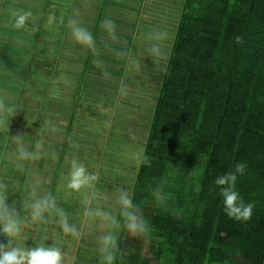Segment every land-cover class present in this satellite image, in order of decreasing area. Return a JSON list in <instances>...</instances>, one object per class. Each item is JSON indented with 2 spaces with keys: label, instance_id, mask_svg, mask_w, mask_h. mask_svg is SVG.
I'll return each instance as SVG.
<instances>
[{
  "label": "trees",
  "instance_id": "1",
  "mask_svg": "<svg viewBox=\"0 0 264 264\" xmlns=\"http://www.w3.org/2000/svg\"><path fill=\"white\" fill-rule=\"evenodd\" d=\"M166 67L131 183L150 231L116 233L114 264H264V0H184ZM236 163L247 221L214 183Z\"/></svg>",
  "mask_w": 264,
  "mask_h": 264
},
{
  "label": "rangeland",
  "instance_id": "2",
  "mask_svg": "<svg viewBox=\"0 0 264 264\" xmlns=\"http://www.w3.org/2000/svg\"><path fill=\"white\" fill-rule=\"evenodd\" d=\"M68 1L71 4L75 0ZM98 1L100 3L97 2L95 4V10H97L98 13L109 15L112 8L110 3L112 2L110 0H107L108 2H106V0ZM112 1L116 2V0ZM119 1L121 3L122 1L124 3L128 2L127 0H118V2ZM147 1V5L150 9L146 12L147 20L151 21L152 23L154 22L157 25L154 27V29L167 31L169 34V39L164 42V52L166 53V56L165 58L152 56L148 51L150 42L147 43L148 45L146 50L140 51L141 54L138 52L136 44L128 48V51L125 53L127 75H123L124 80H120L121 82L119 85L118 83H115L119 89L116 88L118 90H114V93H111V95L107 97L108 100H101V102L103 101L109 104L110 107L112 105L119 106L120 109L118 110V108H115L114 111L116 113L113 116L110 115L111 112L106 114L104 112L106 109H101L102 107H100L99 112L96 106L92 107L90 101L89 103L88 101H85V103L90 105H85L88 108L84 107L86 109L84 114L88 113L90 116L71 117L73 121V128L72 130L66 132H59L60 129L56 130L60 123L58 122V117L54 116L55 121L57 122L55 128L56 131L54 130L55 133L49 132L53 138L46 139L44 137L45 135L49 136V133L39 130L41 124L39 123L40 119L44 121L46 119L44 116L43 107H45V105L47 106V104L51 102V94L58 95L57 91L52 92L50 90L53 86L51 85L52 79L57 78L60 75V72L56 67V62L58 60H56V58H52V56H54L53 54H56L58 57L62 58V49L64 48V46H62V41H64L63 38H57L54 41H49L48 43L46 40L45 44L39 47V51H43L44 55H49L47 57L52 58L50 62H47L46 59H42L45 65L40 60L36 59L38 57L35 56V58L33 56L36 54L35 52L37 50V46L35 45L32 51L30 50L31 55L29 57L30 59L28 60L30 62L28 68L32 67L30 72L37 73L39 76L37 77V83H35V89L30 92H35L34 95H38L41 98L42 102L39 103V105H41V109L38 108V101H35L33 98H31V100L29 99V105L36 109L33 112L38 113V115H31V117L26 116L25 119L28 118L30 120L32 118L33 120L32 124L30 125V132L19 131L16 135H22L21 138L23 143H27L30 140L32 145L34 144L33 146H35L36 142L39 141L42 143L43 148L39 150L40 155L36 160L20 161L25 166L23 171L12 169L8 174L10 164L7 163L8 158L5 155L10 154L8 147L10 148L12 143H15L13 139V136H16L15 132H13L14 128H17L19 125H23L18 123L19 121L16 122L18 119H16L17 117L15 116L18 115L19 111L25 106L19 107L20 110L18 112L16 110V113L13 117H8L9 128L0 127V181H3L8 186V203L16 206L18 209L21 207L28 191H30V189L24 185V182H28V180L26 179L27 181H24L23 178L29 177L32 178V180H29L30 182L27 183L29 187L34 181H41L39 189L40 194L51 193L55 198L56 206L62 208L67 213L70 224H75L79 231H81V229H83L85 226L88 227L89 231L86 229V232L82 235V237L86 238V240L84 239L85 243H83L81 246L80 251L76 253V249V251L74 250L72 252L71 243L74 242V240L79 243L80 239L64 234L58 224L59 218L53 213H46V222L42 221L36 224L31 223L25 225V231L20 238V241L26 247H33L37 244H40L39 237L43 235L44 229L47 230L48 228L49 230L46 232L49 231L48 233L50 235L53 234L51 236L53 241L50 239V243H53L55 239L69 242L71 251H69L67 255L66 245L64 244V247H60L62 252L66 255L65 261L67 264H99V237L106 232L112 231V228L109 225L103 223L99 218H81L79 215L85 213V209L88 207H92L93 209L99 207L105 211L112 212L113 215L117 217V219L121 220L122 224V219L119 216V206L116 204L117 190H127L131 196V183L132 180L137 177L139 165L145 152L142 138L146 134V128L148 127L154 112L156 99L160 92L161 81L167 69L166 66L171 54L184 0ZM47 3H49V0ZM87 6L90 7L91 5L88 3ZM19 8L20 12H28L27 9H24L21 6H19ZM38 12L39 14L41 12L43 13V16H46V12H44L43 9ZM1 16L2 15L0 14V17ZM6 16H8V14L5 12V17L0 18V26L1 23H3L2 29L6 27L5 25L7 22L9 24L7 27L9 28V32L6 33L7 38L5 37L2 41H0V44H2L4 47V49L3 47H0V61L3 63H0V75L10 77L12 80L16 76L18 81L13 80L12 86L17 88L20 84H24L23 87L28 88L30 86L28 80L25 79L23 83L24 78L22 77L24 76V72L28 73L29 69H21L17 66V58L19 57V54L16 52L17 50L15 51V49L19 48L18 46L20 45L18 40V38H20L19 34L22 35L21 31L25 27L21 28L22 30H18L13 26L15 19H7ZM98 23L101 22L98 21ZM26 25H28L27 22ZM143 25L145 24H142L141 26ZM35 27L36 24H34V28ZM44 29L48 28L41 23L39 30ZM51 30L49 31L59 33V35H61L60 32L64 31H59V28H51ZM90 33L92 32L90 31ZM27 35L31 38H34L33 34L27 33ZM33 44H35V42H32V40H27V43L25 42V47L30 48L33 46ZM28 56L29 55L27 54L26 57L28 58ZM130 60L133 66L132 68L131 66H128ZM38 64L40 66H38ZM43 65L47 69L42 67ZM135 65H138L139 68L144 67L142 72L134 70L136 68ZM35 67L39 68L38 72L36 71ZM40 68L46 70V74L48 75V77H46L47 79H44V77L40 75V72L43 71ZM113 70L118 74H121L122 70L124 69L119 70L117 67H114ZM133 72L134 75H132ZM130 73L131 75L129 76ZM140 73L142 75H140ZM85 76L88 77L87 73ZM85 76L84 74L82 75V77ZM136 79L138 81H142V84H140L138 81V83L134 82L136 86H139L135 88L137 89L136 91L132 92V97H130L131 99L130 101L128 100V103L125 107L128 112L130 109L132 110L130 112V116L128 117V115H125L124 113H122V116H120V112H123V106L121 103L129 97V93L127 92L126 95L124 90L130 80L133 82ZM5 81L9 82L10 80L6 79ZM74 88L75 87L72 89ZM76 90L77 91L74 92L69 101V103L74 107L76 106V103H78V97H83L86 100V92H89L87 83L85 84V82H80V84L76 87ZM9 96L10 97H8V99L5 98V100H7L6 102H8L7 104L12 105L14 103L13 106L15 109L17 106H20L22 103L21 96L16 101L14 100L15 96ZM61 102H64V105L66 104V100ZM62 109L63 108H61V110ZM29 111L31 112L30 109ZM21 119L23 118L21 117ZM109 121L112 122L111 125H109ZM14 147H17V144ZM53 153L56 154V158H53ZM72 159L79 160L86 166L89 173H93L98 176V180L94 183V187L82 188L78 192L67 188L68 173L70 171V162ZM2 161H4L5 166L3 172L1 171ZM24 162L28 163V165L26 166ZM41 172H44V179H35L34 176L36 173L39 177V173ZM144 213L145 210L139 211V214L142 216ZM21 214L26 216L27 212L21 209ZM50 224H53V228H50ZM35 225H38V227ZM35 235H37V237L34 240ZM50 235H48V237H50ZM41 238H43V236ZM0 242H7V238L2 234H0ZM78 245L77 247H79ZM144 250V252L148 253V246H145ZM70 252L72 254L71 256L68 255ZM92 254H97V256H99V260L96 261L97 263L93 261L96 260V256H92ZM91 256L92 258H90Z\"/></svg>",
  "mask_w": 264,
  "mask_h": 264
},
{
  "label": "crops",
  "instance_id": "3",
  "mask_svg": "<svg viewBox=\"0 0 264 264\" xmlns=\"http://www.w3.org/2000/svg\"><path fill=\"white\" fill-rule=\"evenodd\" d=\"M47 1L48 0H0V3H1L0 14L2 15L0 18H4L5 12H6L8 14V16H6L7 19H15V17L13 16V13L20 12L19 6L23 7L24 9H27L28 12L31 13V16L26 21L28 25L25 24L24 26L25 28L23 29L24 31L21 29L22 35L19 34L21 39L17 37L19 40V44H20L18 46L19 48L15 49V51L17 50L16 52L19 54V57L17 58L18 59L17 66L21 69H24V68L26 70L29 69L28 73L24 72V76L22 78H24L23 83L26 79L28 80L30 86L28 88H25L23 87L24 84H20L19 87L16 88L12 86L13 80L18 81L16 76L12 80L10 77L0 75V98H3L5 103L7 104L8 102H6L7 100H5V98L8 99V97H10L9 95L15 96L14 97L15 101L19 99V97L21 96L22 103L20 104V106L16 107L17 112L20 110L19 107L25 106L19 111V114L15 116L17 117L16 119H18L16 122L19 121L18 123L23 124V125H19L17 128H14L13 132H15V135L19 131L30 132V129H31L30 125L32 124L33 120L32 118L30 120L28 118L25 119V117L26 116L31 117V115L34 116L35 114L38 115V113L33 112L36 109H34L33 106L29 105L28 101H30L31 98L35 99V101H38V106H39L38 108L41 109L40 107L41 105H39V103L42 102L41 98L38 95H34L35 92H30L35 89V86H36L35 83H37V79H38L37 77H39L37 73L30 72V69L32 67L28 68V65L30 63L28 60L30 59L29 57L31 55V51L34 49L35 45L37 46V50L35 52L36 54L33 56L38 57V58L36 57L35 58L40 60L43 64H44V61L42 59L44 60L46 59L47 62L48 61L50 62L52 58L54 59L56 58V60H58L56 62V67H57V70H59L60 72L59 77L52 79L51 85L53 86L50 89L52 92L57 91L58 95L51 94L50 95L51 102L49 99L50 103H48L47 106L45 105V107H43V112H44V116L46 119L45 121L40 119L39 123L41 124H40L39 130L44 131L45 133H49V132L55 133L54 130L56 128L57 122L55 121L54 116H56L58 117L57 119H58V122L60 123V125L56 128V130L60 129L59 132L60 131L66 132V131L72 130L73 128V121L71 117L90 116L88 115V113L84 114V111H86V109L84 108L86 107L85 105H90V104L85 103V101H88V103L90 101V103L92 104V107L96 106L99 112H100V107H102L101 109H104V110L106 109L104 112L106 114H108V112H111L110 115L112 116L116 113L114 111L115 108L116 109L118 108V110L120 109L119 106H116V105L115 106L112 105L111 106L112 108H111L109 104L103 101L101 102V100L102 99L104 101L108 100L107 97L110 96L111 93H114V90L119 89L115 83H118L119 85L120 82L124 80L123 75H127L126 74L127 63L125 59L126 58L125 53L128 51V48L136 44L139 53L142 50H146V47L148 45L147 43H149V41L146 39V34L150 32L151 30H153L155 26H157L154 22L152 23L146 18V14H147L146 12L150 10L149 6L147 5L148 3L147 0H127L128 2L126 3H124L122 0H121L122 3L120 1L118 2V0H116V2H113L112 0H110L112 2L110 3L112 8H111V13L109 15L98 13V11L95 10L94 7H95V4L99 2L98 0H75L71 4L68 0H49V3H47ZM106 2L108 1L106 0ZM88 3L89 5H91L90 7L87 6ZM42 9L44 10V12H46V16H43V13L41 12L39 14L38 11H41ZM108 19H111L115 24V36H116L115 40L112 39V34H110L102 26L103 22ZM50 20H51V23H49ZM72 21L78 22L81 27H84L89 32L90 31L92 32L91 34L93 35V38L95 41L94 49L86 47L76 42L73 39L72 34H71V22ZM98 21H100L101 23H98ZM41 23L44 26H46L48 29L39 30ZM2 24L3 23H1V26H0V41H2L5 37L7 38L6 33L9 32V28H7L9 26L8 22L5 25L6 27L3 29H2V26H3ZM34 24H36L35 28H34ZM142 24H145L143 25L144 27L141 26ZM51 28L52 29L59 28L60 29L59 31H62V30L64 31L60 32L61 35H59V33L51 32L52 31ZM177 28H178V25H177ZM176 32H177V29H176ZM27 33L33 34L34 38L29 37ZM57 38H60V39L63 38L64 40L62 41V46H64V48L62 49V58L58 57L56 54H53L54 56H52V58L51 57L48 58L47 56L49 55H44L43 51H39V47L43 46L46 40L48 43L49 41H54ZM27 40L28 41L32 40V42H35V44H33V46H31L30 48L28 47L26 48L25 42L27 43ZM0 47H3V45L0 44ZM27 54L29 55L28 58L26 57ZM0 63H2V61H0ZM44 65L42 67H45ZM38 66L40 65L38 64ZM113 66L117 67L119 70L121 69H124V70H122L121 74H118L117 72L113 70L114 68ZM128 66L129 67L131 66V68L133 67L131 60ZM135 66L136 68L134 70H137L138 72L139 71L142 72V69H144V67L139 68L138 65H135ZM35 69L38 72L39 68L35 67ZM45 69L47 68L45 67ZM41 70L43 71L40 72V75H42L44 79L48 77V75L46 74V70L44 69H41ZM86 73L88 77L85 76ZM105 73H107L106 76H105ZM83 74L85 77H82ZM130 75L131 73L129 74V76ZM132 75H134V72L132 73ZM140 75L142 74L140 73ZM6 79H9L10 81L9 82L5 81ZM137 81H138L137 79L134 80L133 82H131L130 80V82L127 84V87L124 90V93L126 95H127V92L129 93V97L124 102L121 103V105L123 106L122 107L123 112L122 111L120 112L121 114L120 116H122V113H124L125 115H128V117L130 116V112L132 110L130 109V111L128 112L125 107L128 103V100L130 101L131 99L130 97H132L131 96L132 92L136 91L137 89L135 88L139 86V85L136 86L134 83ZM80 82L81 83L85 82V84L87 83L89 92H86L87 93L86 100L83 97H78L79 98L78 103H76V106L74 107L72 104L69 103V101L71 97L73 96L74 92L77 91L76 87L80 84ZM138 82L142 84V81H138ZM73 87L75 88L72 89ZM65 100H66V104L64 105V102H61V101H65ZM13 104L11 106H13ZM61 108L63 109L61 110ZM29 109L31 110L32 113L29 111ZM21 117L23 119H21ZM111 124L112 122L109 121V125ZM50 133H49V136L45 135L44 137L46 139L53 138L50 135ZM29 142L23 143L24 146L30 151H35V146H33L34 144L32 145L30 140ZM15 145L16 143L13 142L12 145L10 146L11 149L8 147L10 154L5 155L8 158L7 163L10 164L9 169H8V174L11 172L12 169L17 170L15 168L16 163H21L20 161L17 162V159H16L17 147H14ZM25 164L26 166L28 165V163H25ZM4 167H5L4 161H2V166H1L2 172L4 171ZM43 173L44 172L39 173V177L36 173V175L34 176L35 179L43 180L45 176ZM26 179L28 180V182H24L25 183L24 185H26L28 189H30L27 183H29L30 182L29 180H32V178H29V177L23 178L24 181H27ZM88 208H92V207H88ZM79 216L81 218H89V217H85L84 213L80 214ZM32 224H36V223H32ZM35 226L38 227V225H35ZM50 228H53V224H50ZM86 229L87 231H89L87 226L81 229L80 233L81 232L82 233L79 237L80 239L79 243L76 242L75 240L74 242L71 243L72 252L76 249L77 250L76 253H78L83 243H85L84 239L86 240V238L82 237V235L86 232ZM47 230H49V228ZM47 230L44 229L43 235L39 237L40 244L43 243L45 246L53 244L58 247H64V244H65L66 245V255H67V253L71 251L69 242L60 241V239L58 240L55 239L53 243H50V239L53 241V239L51 238L53 234L50 235L48 233L49 231L46 232ZM48 235H50V237H48ZM42 236L43 238H41ZM36 237L37 235H35L34 240L36 239ZM75 242H76V245H75ZM77 245L79 247H77ZM66 255L64 254L63 264H67L65 261ZM68 255L71 256L72 255L71 252Z\"/></svg>",
  "mask_w": 264,
  "mask_h": 264
},
{
  "label": "clouds",
  "instance_id": "4",
  "mask_svg": "<svg viewBox=\"0 0 264 264\" xmlns=\"http://www.w3.org/2000/svg\"><path fill=\"white\" fill-rule=\"evenodd\" d=\"M14 27L21 29L25 26L26 21L31 16L30 12H15ZM51 23V20L49 21ZM115 40V24L111 19L105 20L102 25ZM71 34L73 39L89 48H95V41L92 34L78 22H71ZM146 39L150 42L148 49L152 56L165 58L164 42L169 39L167 31L153 29L146 34ZM237 45L243 43V36H235ZM107 73H105V76ZM16 113L14 106L5 103L0 98V127L9 128L8 117H13ZM22 135L13 136L17 144L18 161L36 160L40 155V149L43 148L41 142L35 144L36 151L28 150L23 142ZM56 158V154H52ZM147 159V157H145ZM15 168L19 171L24 170L22 163H16ZM246 169L245 163H236L234 171L226 172L218 176L214 183L220 187V195L223 198L224 211L229 218L247 221L251 219L254 204L245 203L236 191V181L238 175H243ZM98 176L89 173L86 166L77 159L70 162V171L68 173L67 188L73 191H80L82 188L94 187ZM41 181L36 180L30 186L26 198L18 209L16 206L8 203L7 184L0 181V234L7 238V242H0V264H63L64 253L56 245L45 246L43 243L33 247H26L20 241L25 225L29 223L46 222V213H53L57 216L59 227L66 235L79 238L81 233L75 224H70L67 213L60 207L56 206L55 198L51 193L40 194ZM152 196L158 204L163 205L168 196L163 192L162 186H157L152 191ZM116 204L119 206V216L117 219L110 211H105L99 207L85 209V216L92 219L99 218L103 223L109 225L113 231L106 232L99 237V264H114L118 248V233L121 229L128 232L131 237L146 236L149 234L148 221L139 214V208L133 203L132 197L127 190L118 189ZM21 209L27 212V215L21 214ZM177 214H179L177 212Z\"/></svg>",
  "mask_w": 264,
  "mask_h": 264
}]
</instances>
